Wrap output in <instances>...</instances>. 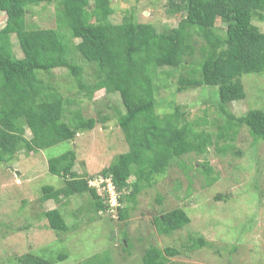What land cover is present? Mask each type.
<instances>
[{
	"label": "trees",
	"instance_id": "1",
	"mask_svg": "<svg viewBox=\"0 0 264 264\" xmlns=\"http://www.w3.org/2000/svg\"><path fill=\"white\" fill-rule=\"evenodd\" d=\"M53 1L56 26L28 27L26 8ZM167 6L168 14H179L180 19L176 26L158 31L151 23L136 21L133 14L123 17L120 23L110 22V0H0V12L5 14L0 28V161H10L19 149L32 153L73 140L78 132L92 129L96 120L107 121L106 115L84 118L78 112L65 121L60 94L38 75L62 67L79 89L85 88L82 68L70 57L64 30L79 39L74 45L79 56L95 66L96 80L87 94L100 89L117 92L123 106V111L117 110L116 121L128 149L97 174L111 178L118 193V205L113 210L120 220L126 218L128 203L134 202L140 183L151 185L153 176L163 174L173 161L191 152L203 153L215 142L209 133L198 131L178 105L163 114L156 112L157 87L153 79L160 67L177 68L186 63L196 66L190 75L178 78V91L199 86L215 88L217 106L225 119L218 138L230 139L235 129L244 126L254 140H264L263 109L252 108L240 115L226 109L231 101L244 99L243 75L264 74V31L253 23L264 22V0H168ZM217 19L225 24L223 33L217 31ZM11 34L17 39L22 57L13 55ZM195 36L203 42L196 62L192 61ZM75 158L72 149L49 158L48 171L64 181L56 190L43 187L40 200L88 193L96 211L110 209L106 198L89 185L96 176L73 171ZM177 165L186 172L183 164ZM201 170L210 172L207 164ZM126 188L128 192L122 194ZM122 196L126 201L123 205ZM44 216L56 234L69 231L59 209L46 210ZM189 221L179 207L154 219L161 234L181 229ZM195 242L207 244L202 239ZM176 253L169 247H150L142 255V264H165L167 257ZM66 258L65 252L54 259L27 252L17 256L14 263L59 264Z\"/></svg>",
	"mask_w": 264,
	"mask_h": 264
},
{
	"label": "rangeland",
	"instance_id": "2",
	"mask_svg": "<svg viewBox=\"0 0 264 264\" xmlns=\"http://www.w3.org/2000/svg\"><path fill=\"white\" fill-rule=\"evenodd\" d=\"M167 1L110 0L113 12L109 20L120 23L133 14L136 21L151 23L161 31L176 26L180 19L179 14H168ZM25 21L31 28H54L56 3L29 6ZM4 22L5 14L0 12V28ZM253 23L264 31V22ZM215 25L219 33L224 32L223 22L217 19ZM63 33L72 61L82 68L85 88L79 89L62 67L38 75L60 94L65 121L74 112L84 118L106 115L107 121L96 120L92 129L78 132L73 140L32 153L19 149L10 161H0V264H15L14 259L27 252L46 259L65 252L67 258L59 264H142V255L150 247L177 251L165 264H264V140H254L244 126L235 129L230 139L218 138L225 119L217 106L215 88L176 89L178 78L190 75L194 64L163 66L155 72L156 112L163 114L177 105L187 112L196 129L209 133L215 141L205 152L176 159L163 174L153 176L151 185L140 183V192L128 203L124 220L116 210L96 211L88 193L40 200L43 187L56 190L64 181L48 171L50 157L72 149L76 157L73 171L98 177L103 167L128 149L116 121L117 110L123 111L119 94L103 89L87 94L96 80L95 66L74 48L79 39L67 30ZM194 39L192 61L196 62L203 42L198 36ZM10 41L13 55L22 57L14 34ZM241 80L244 99L231 101L226 109L235 115L252 108L264 110V74H245ZM25 134L29 136V130ZM205 164L210 172L201 170ZM127 192L126 188L122 194ZM125 203L122 196L121 205ZM55 207L69 227L66 233L56 234L48 227L44 212ZM177 207L188 215L189 223L170 234L159 233L155 217ZM197 239L207 244L195 245Z\"/></svg>",
	"mask_w": 264,
	"mask_h": 264
},
{
	"label": "built area",
	"instance_id": "3",
	"mask_svg": "<svg viewBox=\"0 0 264 264\" xmlns=\"http://www.w3.org/2000/svg\"><path fill=\"white\" fill-rule=\"evenodd\" d=\"M89 183L96 188L98 192L106 198L107 204L113 210L118 205V193L110 177L98 176L89 181Z\"/></svg>",
	"mask_w": 264,
	"mask_h": 264
},
{
	"label": "clouds",
	"instance_id": "4",
	"mask_svg": "<svg viewBox=\"0 0 264 264\" xmlns=\"http://www.w3.org/2000/svg\"><path fill=\"white\" fill-rule=\"evenodd\" d=\"M89 181H90V180H89ZM89 185H90V186H93V185H91L90 183H89ZM51 199H52V198H51ZM107 205H108V204H107ZM55 208H56V207H55ZM52 209H53V208H52ZM48 210H49V209H48Z\"/></svg>",
	"mask_w": 264,
	"mask_h": 264
}]
</instances>
